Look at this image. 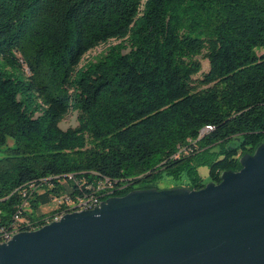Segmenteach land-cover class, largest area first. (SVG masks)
Masks as SVG:
<instances>
[{"label":"trees","instance_id":"16d2710c","mask_svg":"<svg viewBox=\"0 0 264 264\" xmlns=\"http://www.w3.org/2000/svg\"><path fill=\"white\" fill-rule=\"evenodd\" d=\"M143 1L0 0V227L102 185L158 189L163 172L200 190L264 141V0ZM110 40L122 43L75 71Z\"/></svg>","mask_w":264,"mask_h":264},{"label":"water","instance_id":"95a60500","mask_svg":"<svg viewBox=\"0 0 264 264\" xmlns=\"http://www.w3.org/2000/svg\"><path fill=\"white\" fill-rule=\"evenodd\" d=\"M200 190H133L0 244V264H264V141Z\"/></svg>","mask_w":264,"mask_h":264},{"label":"rangeland","instance_id":"374dc122","mask_svg":"<svg viewBox=\"0 0 264 264\" xmlns=\"http://www.w3.org/2000/svg\"><path fill=\"white\" fill-rule=\"evenodd\" d=\"M143 3H145V0L143 1ZM121 43L122 42L119 40H110L106 44H101V45L95 47L93 50L89 51L83 57L80 65L78 66L77 69H75V71H77L83 67L85 68L86 67L85 65H88L90 63H94L97 60L101 59L102 57H104L108 53L109 50H111L113 47H118ZM123 45H124V49L122 50V53L128 52L129 43L123 42ZM261 53H262V51L259 52V54H261ZM196 59L200 62L201 71L199 72L198 75L193 77L194 81L202 79L203 74H205L209 69L208 61L205 60L202 57V55L197 57ZM22 65H24V66H23V69L21 71V74L24 77H28L29 76V70L25 64H22ZM76 118H77V113L69 111V113L65 116V118L59 124V128L61 130L65 131L69 128L76 127L77 126ZM2 151H3V149H0V157L3 156ZM217 153H218V148L216 146H213L204 153L202 158H203V160H212L214 155H216ZM197 174L200 178H202L206 182L208 180V178H207L208 177V166L204 165V166L197 168ZM184 179L185 178H183V180ZM156 186H157L158 190L181 187V185L174 183V181H170L165 172H163L161 174V179L159 182L156 183ZM55 209H56V204L54 202H49L47 204L39 206V210L41 211V213H50V212L54 211Z\"/></svg>","mask_w":264,"mask_h":264},{"label":"built area","instance_id":"2783aa9c","mask_svg":"<svg viewBox=\"0 0 264 264\" xmlns=\"http://www.w3.org/2000/svg\"><path fill=\"white\" fill-rule=\"evenodd\" d=\"M211 131V127H208L200 132V136L205 132ZM69 179L71 177H68ZM106 188L105 185L98 186L97 191H103L102 194H98L97 191H94L90 194H83L75 196L74 198H54L52 202L56 204V209L50 213H46L44 217L41 218V221L30 222L28 220H24L20 218V212L14 217V223L10 227L2 226L0 227V240H3V243L8 242L11 240L13 236L17 234V230H35L37 225H48L50 224V219H57V217H62L66 214L70 213H79L93 210L100 206V204L105 201L106 198L112 195V192H104ZM107 188H111V185L108 184ZM68 202H78L79 203V210H66V203ZM24 207V204L21 208Z\"/></svg>","mask_w":264,"mask_h":264},{"label":"bare ground","instance_id":"6f19581e","mask_svg":"<svg viewBox=\"0 0 264 264\" xmlns=\"http://www.w3.org/2000/svg\"><path fill=\"white\" fill-rule=\"evenodd\" d=\"M67 210H79V203L78 202H71V203L68 202V209ZM60 219H61V217H57V219H50V223L57 222ZM20 233H22V232H20ZM0 244H3V243H0Z\"/></svg>","mask_w":264,"mask_h":264}]
</instances>
